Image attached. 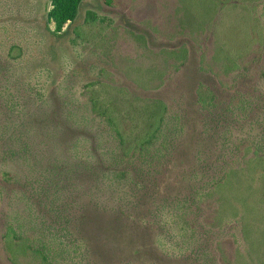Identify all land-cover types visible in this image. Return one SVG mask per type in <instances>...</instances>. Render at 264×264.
Listing matches in <instances>:
<instances>
[{"label": "trees", "instance_id": "trees-1", "mask_svg": "<svg viewBox=\"0 0 264 264\" xmlns=\"http://www.w3.org/2000/svg\"><path fill=\"white\" fill-rule=\"evenodd\" d=\"M83 1L49 0L47 20L54 25L53 33L60 35L69 29ZM104 1L123 9L127 6L121 0ZM192 40L200 48L199 70L214 73L220 86L231 90L232 96L224 103L208 83L199 82L196 87L202 138L193 155L194 168L183 172L191 185L187 196H161L156 189L158 177L177 158L185 131L184 114L165 100L146 98L151 119L138 131L129 132L112 106L97 94L85 91L77 97L69 85L63 90L64 85L58 92L60 100L52 117L54 109H46L42 103L29 109L32 106L25 102L21 105L22 97L16 104L11 93L12 112L15 105L21 106L9 121L7 117L2 119L0 178L22 182L18 197L25 204V213L12 211L6 224L2 240L10 262L134 264L124 258L111 262L110 243L93 229L92 214L108 215L112 224L121 229L129 223L136 224L137 215L144 213L138 216L142 219L138 224H153L158 229L157 243L169 263L250 264L233 252L235 246L239 250V236L214 237L211 231L223 227L225 220L239 221L234 216L237 212H231L237 206L230 199L227 202L223 192L236 170L234 164L240 160L247 163L258 154L249 137H237L235 132L248 106L237 85L259 58L264 39H254L242 53L222 43L214 44V38L203 46L198 37ZM192 47L188 42L158 50L144 46L150 53L167 58L153 74L157 82L149 86L162 87L185 65ZM11 50L5 59L9 62L18 57ZM8 65L5 64L7 69L12 70ZM22 81L20 84L28 86ZM37 100L41 102L44 97L40 95ZM62 130L71 133L63 142L57 138ZM211 137L218 152L215 162L207 147ZM250 151L255 155L253 159L251 155L248 158ZM229 152L234 155L232 161ZM243 222L241 243H258L247 222Z\"/></svg>", "mask_w": 264, "mask_h": 264}, {"label": "rangeland", "instance_id": "rangeland-1", "mask_svg": "<svg viewBox=\"0 0 264 264\" xmlns=\"http://www.w3.org/2000/svg\"><path fill=\"white\" fill-rule=\"evenodd\" d=\"M121 1L127 4L124 9L104 0H84L77 19L67 31L64 27L66 32L57 35L52 32L54 25L47 20L49 0H0V137L3 117L9 121V116L14 117L23 102L32 106L29 109L42 103L44 108L54 109L50 113L54 117L60 100L58 92L64 85L63 90L69 85L77 97L86 91L105 98L129 132L138 131L151 119L145 99L161 98L184 114L185 131L180 137L179 154L158 177L156 189L161 196H187L191 185L183 172L194 168L193 155L202 130L196 87L199 82L208 83L224 103L232 96L231 90L220 86L214 73L199 70L200 48L192 38L198 37L202 46L214 38V44L222 43L231 46L233 52L242 53L254 39H264V0ZM92 19L96 20L92 22ZM182 42L195 48L192 47L185 65L162 87L149 86L157 82L153 74L157 66L165 65L167 58L150 53L144 46L158 50L175 48ZM14 46L17 48L11 50ZM10 50L18 53V57L9 62L5 59ZM260 50L253 68L237 85L248 106L246 116L235 129L237 137L250 138L258 154L247 163L240 160L234 164L236 170L223 192L227 202L230 199L237 206L231 212H237L234 216L239 221L225 220L223 227L211 231L214 237L239 236V250L235 246L233 252L244 256L250 264H264L261 240L264 238V44ZM21 80L28 86L20 84ZM11 93L16 104L23 99L13 112L9 108ZM40 95L44 100L38 102ZM70 134L62 130L57 138L63 142ZM207 147L211 160L217 161L214 137L207 141ZM229 153L230 161L234 160V155ZM252 155L250 151L248 158L253 159L255 155ZM21 183L0 178V264H13L6 257L2 239L11 212L25 213L22 211L25 204L18 197ZM143 215H137L136 224L129 223L119 229L108 215L92 214L93 229L110 243L111 262L124 258L134 264H177L166 261L157 243L158 229L153 224L148 227L138 224L142 222L138 216ZM243 220L258 243L251 246L247 241L241 243Z\"/></svg>", "mask_w": 264, "mask_h": 264}]
</instances>
